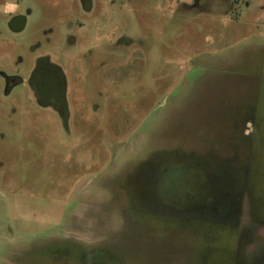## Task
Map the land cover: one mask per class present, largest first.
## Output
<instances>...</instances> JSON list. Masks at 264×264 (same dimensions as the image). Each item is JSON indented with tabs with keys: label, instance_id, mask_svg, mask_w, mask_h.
I'll return each mask as SVG.
<instances>
[{
	"label": "rangeland",
	"instance_id": "1",
	"mask_svg": "<svg viewBox=\"0 0 264 264\" xmlns=\"http://www.w3.org/2000/svg\"><path fill=\"white\" fill-rule=\"evenodd\" d=\"M88 260L264 264V0H0V264Z\"/></svg>",
	"mask_w": 264,
	"mask_h": 264
},
{
	"label": "water",
	"instance_id": "2",
	"mask_svg": "<svg viewBox=\"0 0 264 264\" xmlns=\"http://www.w3.org/2000/svg\"><path fill=\"white\" fill-rule=\"evenodd\" d=\"M24 22V18L22 16H15L11 19V21L9 22V26L12 29H19L22 27Z\"/></svg>",
	"mask_w": 264,
	"mask_h": 264
},
{
	"label": "flooded vegetation",
	"instance_id": "3",
	"mask_svg": "<svg viewBox=\"0 0 264 264\" xmlns=\"http://www.w3.org/2000/svg\"><path fill=\"white\" fill-rule=\"evenodd\" d=\"M234 1V0H233ZM86 264H94L93 262H92V260H88L87 262H86ZM97 264V263H96Z\"/></svg>",
	"mask_w": 264,
	"mask_h": 264
},
{
	"label": "clouds",
	"instance_id": "4",
	"mask_svg": "<svg viewBox=\"0 0 264 264\" xmlns=\"http://www.w3.org/2000/svg\"><path fill=\"white\" fill-rule=\"evenodd\" d=\"M9 7H10V8H14L15 6H14V5H10Z\"/></svg>",
	"mask_w": 264,
	"mask_h": 264
},
{
	"label": "crops",
	"instance_id": "5",
	"mask_svg": "<svg viewBox=\"0 0 264 264\" xmlns=\"http://www.w3.org/2000/svg\"><path fill=\"white\" fill-rule=\"evenodd\" d=\"M10 10H11V8L9 7V8H8V11H9V13H11V11H10Z\"/></svg>",
	"mask_w": 264,
	"mask_h": 264
},
{
	"label": "trees",
	"instance_id": "6",
	"mask_svg": "<svg viewBox=\"0 0 264 264\" xmlns=\"http://www.w3.org/2000/svg\"><path fill=\"white\" fill-rule=\"evenodd\" d=\"M235 2L237 1V0H234Z\"/></svg>",
	"mask_w": 264,
	"mask_h": 264
}]
</instances>
